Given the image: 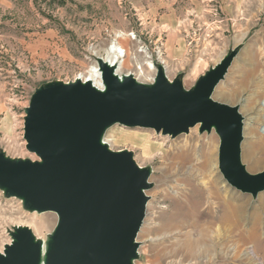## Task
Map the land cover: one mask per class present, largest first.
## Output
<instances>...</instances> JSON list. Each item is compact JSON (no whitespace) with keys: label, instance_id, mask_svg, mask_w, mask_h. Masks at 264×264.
I'll use <instances>...</instances> for the list:
<instances>
[{"label":"rangeland","instance_id":"1","mask_svg":"<svg viewBox=\"0 0 264 264\" xmlns=\"http://www.w3.org/2000/svg\"><path fill=\"white\" fill-rule=\"evenodd\" d=\"M111 42L125 50L121 75L153 85L161 65L167 78L180 77L186 90L235 52L220 93L213 97L238 107L243 123L252 128L253 158L261 156L264 0L0 2V152L15 160L38 161L24 138L32 96L44 86L83 78L93 64L99 65ZM196 125L197 137H189L195 127L174 136L122 123L108 126L102 135L112 151H129L139 166L151 171L134 263L264 264V189L253 195L232 183L222 169L217 128ZM212 135L218 139L222 174L217 183L204 166ZM241 163L246 169L248 163L242 158ZM263 170L264 165L246 169L250 174ZM224 205L235 206L231 219L222 217ZM57 222V213L30 209L22 197L0 187V252L18 226L28 227L48 246Z\"/></svg>","mask_w":264,"mask_h":264},{"label":"water","instance_id":"2","mask_svg":"<svg viewBox=\"0 0 264 264\" xmlns=\"http://www.w3.org/2000/svg\"><path fill=\"white\" fill-rule=\"evenodd\" d=\"M235 52L221 58L186 90L170 81L163 66L153 85L127 75L121 81L99 59L104 90L90 81L55 83L37 90L26 109L24 138L38 161L11 159L0 152V187L22 197L27 207L58 215L44 264H132L151 185L149 170L132 154L102 142L114 124L146 126L177 135L197 123L217 128L222 169L232 183L257 195L264 170L250 174L241 163L243 118L237 106L213 98ZM0 252V264H40L41 241L15 227Z\"/></svg>","mask_w":264,"mask_h":264},{"label":"bare ground","instance_id":"3","mask_svg":"<svg viewBox=\"0 0 264 264\" xmlns=\"http://www.w3.org/2000/svg\"><path fill=\"white\" fill-rule=\"evenodd\" d=\"M125 56H126L125 50L120 45H117L116 42H113L106 48V56L99 57V59L103 60L110 67H112L114 69V74L118 76V78L122 81L123 78L127 76V74L121 75V72H120L121 64L123 63L124 61L123 58ZM119 62H120V65H118ZM148 65L151 69L153 68L152 61H150ZM101 74L102 73L100 70V66L96 63L91 66L90 70L88 71V74H86L83 78L81 77L82 79L80 78L76 80H81L83 83L90 81L97 89L104 90L105 84L103 82ZM218 88H219V85L217 86L214 93H217V94L220 93ZM197 124H201V123H197ZM195 125L192 126V127H195V129H193L195 131H192L189 137H197L196 130L199 127L198 125L196 126ZM253 138H254V135H253L251 126L249 124H246V122H244L243 123V141H241V144H240V156L243 160H245L248 163L246 169L258 170V169H261L264 165V148L262 149V154L260 157L253 158V152H254V146H255L253 144ZM102 142L104 143L103 139H102ZM204 166L207 169V173L209 174V177L212 179L214 183H217L222 180V174L219 169L218 139L214 135H212V138L209 141L207 145V149L205 151ZM139 167L143 168L141 166ZM148 172L150 174V179H151V176H152L151 171L149 170ZM150 179H149V182H150ZM263 195L264 194H262L261 197ZM235 213H236L235 206H231V205L222 206L221 215L223 218L231 219L232 217L235 216ZM40 241L42 244V255H41L40 264H44L48 246H45L42 240ZM134 261L135 259L132 260V264H135Z\"/></svg>","mask_w":264,"mask_h":264},{"label":"crops","instance_id":"4","mask_svg":"<svg viewBox=\"0 0 264 264\" xmlns=\"http://www.w3.org/2000/svg\"><path fill=\"white\" fill-rule=\"evenodd\" d=\"M3 1H6V0H0V2H3Z\"/></svg>","mask_w":264,"mask_h":264}]
</instances>
